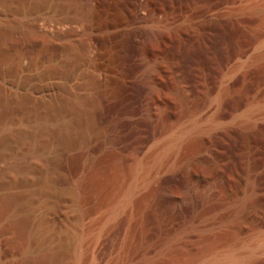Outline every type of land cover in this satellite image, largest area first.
Returning <instances> with one entry per match:
<instances>
[{
	"label": "rangeland",
	"instance_id": "rangeland-1",
	"mask_svg": "<svg viewBox=\"0 0 264 264\" xmlns=\"http://www.w3.org/2000/svg\"><path fill=\"white\" fill-rule=\"evenodd\" d=\"M61 250L264 264V0H0V264Z\"/></svg>",
	"mask_w": 264,
	"mask_h": 264
},
{
	"label": "bare ground",
	"instance_id": "bare-ground-1",
	"mask_svg": "<svg viewBox=\"0 0 264 264\" xmlns=\"http://www.w3.org/2000/svg\"><path fill=\"white\" fill-rule=\"evenodd\" d=\"M85 1H87L88 3H89V0H85ZM94 1V0H93ZM92 3V2H91ZM158 27V26H157ZM149 31V30H148ZM152 60V59H151ZM149 61H147V63H148ZM147 63H145V65H144V67H143V69L145 70V72L146 73H149V72H151V71H149L150 69H149V65L147 64ZM150 63H151V61H150ZM141 101H142V99H141ZM140 109V108H139ZM146 109V108H145ZM148 112V111H147ZM176 137V136H175ZM180 137V136H179ZM174 138V137H173ZM176 139H180V138H176ZM174 140V139H173ZM172 141V140H171ZM169 141L170 143H169V148H170V144L172 145L173 143H175V140L174 141ZM177 142H178V140H177ZM167 144V143H166ZM165 146H168V145H165ZM172 147V146H171ZM168 148V147H167ZM164 149V148H163ZM166 150L167 149H165V151H163V152H166ZM162 151H161V153H162ZM160 155V154H159ZM158 158H160V157H158ZM184 186H185V184H184ZM174 197V196H173ZM20 198V197H19ZM166 198V197H165ZM9 199V198H8ZM181 199V198H180ZM193 201V200H192ZM30 206V205H29ZM186 207V206H185ZM5 208H6V206H5ZM171 209V208H170ZM4 210V209H3ZM194 212V211H193ZM17 221V220H16ZM18 223V222H17ZM26 223V222H25ZM22 224H24V223H22V221L21 222H19L17 225H22ZM39 226H41V225H39ZM5 227V226H4ZM39 231V230H38ZM3 232V231H2ZM21 234V233H20ZM4 236V235H3ZM18 237V236H17ZM39 237V236H38ZM15 239H17V238H15ZM11 240H13L12 238H11ZM6 241V240H5ZM9 244V243H8ZM11 245V244H10ZM14 245V244H13ZM12 246V245H11ZM10 248H13V247H10ZM62 254H63V250H61V251H59V252H57V253H55L54 255H51V256H49L48 254L47 255H42V256H40V257H38V263H41V264H47L46 262L48 261V262H53V263H55V264H57L58 262H59V260H60V258L62 257ZM52 257V258H51ZM233 259V258H232ZM28 263L29 264H34V261L32 260V259H30V260H28Z\"/></svg>",
	"mask_w": 264,
	"mask_h": 264
}]
</instances>
